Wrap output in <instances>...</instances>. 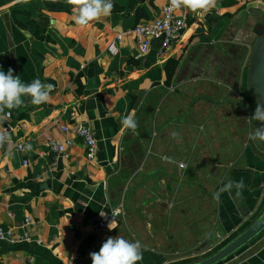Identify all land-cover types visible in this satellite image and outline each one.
I'll return each mask as SVG.
<instances>
[{"label": "crops", "instance_id": "obj_1", "mask_svg": "<svg viewBox=\"0 0 264 264\" xmlns=\"http://www.w3.org/2000/svg\"><path fill=\"white\" fill-rule=\"evenodd\" d=\"M169 2L113 0L110 15L81 26L66 0H0V71L54 85L49 101L33 105L24 97L0 124L10 137L0 147V225L13 229L0 241V264H92L90 253L110 236L138 241V264H167L163 242L176 250L180 236L193 239L177 232L175 219L155 229L125 214L113 230L95 227L117 206L118 168L131 135L123 118H135L165 89L185 86L205 97V250L211 238L235 236L263 209L264 150L253 138L257 102L246 90V71L264 32V0H218L199 15L179 8L188 18L181 40L163 50L155 39L139 55L133 28L159 18ZM170 60L177 62L173 74ZM235 109L241 114L232 115ZM81 124L96 132L94 160L75 135ZM69 138L74 144L59 156L45 146ZM213 159L217 164L208 163ZM220 264H264V233Z\"/></svg>", "mask_w": 264, "mask_h": 264}, {"label": "rangeland", "instance_id": "obj_2", "mask_svg": "<svg viewBox=\"0 0 264 264\" xmlns=\"http://www.w3.org/2000/svg\"><path fill=\"white\" fill-rule=\"evenodd\" d=\"M231 83L238 84L235 80ZM185 90L182 86L151 95L137 111V129L135 133L129 131L126 147L129 155L123 157L124 168H118L117 175L116 205L122 204L117 220L132 214L141 224L151 223L158 229L172 225L175 219L179 234H193V239L178 236L176 250L162 243L160 249L169 259L167 264L206 257L233 237L211 238L210 250H205V140L201 135L205 97ZM220 95L234 99L235 94ZM233 112L241 114L240 110ZM258 145L264 150L260 142ZM214 159L208 163L217 164L218 159Z\"/></svg>", "mask_w": 264, "mask_h": 264}, {"label": "clouds", "instance_id": "obj_3", "mask_svg": "<svg viewBox=\"0 0 264 264\" xmlns=\"http://www.w3.org/2000/svg\"><path fill=\"white\" fill-rule=\"evenodd\" d=\"M27 3L28 0H20ZM72 6L76 15V23L87 26L90 22L100 20L111 14L114 4L113 0H66ZM218 0H170L172 9L186 8L199 15L201 12L208 13L216 8ZM54 85L43 83L40 79H35L31 83L21 81L20 77L13 74L11 68L7 72L0 71V124L7 121L11 116V110L19 109L25 104L24 97H30L33 105H41L50 99V93ZM252 119L259 122L255 137L261 135V126L264 125V103H257ZM122 124L132 133L136 132L137 121L129 114L123 118ZM175 135V133H173ZM10 139L6 131H0V146ZM29 149L31 145L27 146ZM242 183V182H241ZM102 215V214H101ZM109 230L112 227L108 224ZM141 245L138 241L126 240L123 237H108L103 242L98 252H91L92 264H138L142 259Z\"/></svg>", "mask_w": 264, "mask_h": 264}, {"label": "built area", "instance_id": "obj_4", "mask_svg": "<svg viewBox=\"0 0 264 264\" xmlns=\"http://www.w3.org/2000/svg\"><path fill=\"white\" fill-rule=\"evenodd\" d=\"M188 26V18L185 14H180L177 9H172L170 2L163 5L161 8V16L154 21L139 23L133 28L138 45V54H147L153 40L160 39L162 42V49H168L178 43L186 28ZM63 131L68 130V126H62ZM76 137L80 138L86 148L87 157L89 160H94L98 152V144L95 130L87 125H78L75 130ZM74 140L69 138L65 141H58L49 139L45 146L48 150L53 152L56 156L63 154L68 145H73ZM1 147V146H0ZM18 149H24L23 144L16 146ZM27 163V161H25ZM122 204L117 205L112 210L103 214V216L96 223L95 227L101 232L108 230V224L117 220L121 214ZM26 223L31 222L30 217L24 220ZM13 236V229L11 227L0 225V241Z\"/></svg>", "mask_w": 264, "mask_h": 264}, {"label": "water", "instance_id": "obj_5", "mask_svg": "<svg viewBox=\"0 0 264 264\" xmlns=\"http://www.w3.org/2000/svg\"><path fill=\"white\" fill-rule=\"evenodd\" d=\"M246 77V90L248 94L257 103L259 101L264 103V32L257 38L251 49ZM258 126L260 125H257L255 133ZM260 131L261 135L257 136V138L264 146V125L261 126ZM262 233H264V207L246 227L220 246L215 252L201 259L183 264H220L244 249Z\"/></svg>", "mask_w": 264, "mask_h": 264}, {"label": "trees", "instance_id": "obj_6", "mask_svg": "<svg viewBox=\"0 0 264 264\" xmlns=\"http://www.w3.org/2000/svg\"><path fill=\"white\" fill-rule=\"evenodd\" d=\"M177 62L175 60H170L168 62L169 65V70L171 71V74H173L174 70H175V66H176ZM170 79V78H169Z\"/></svg>", "mask_w": 264, "mask_h": 264}]
</instances>
